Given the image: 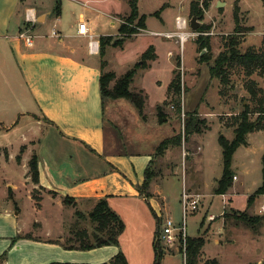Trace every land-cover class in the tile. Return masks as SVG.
I'll list each match as a JSON object with an SVG mask.
<instances>
[{
    "label": "rangeland",
    "instance_id": "374dc122",
    "mask_svg": "<svg viewBox=\"0 0 264 264\" xmlns=\"http://www.w3.org/2000/svg\"><path fill=\"white\" fill-rule=\"evenodd\" d=\"M25 1L21 0L23 7ZM56 1L45 0L52 13L44 24H41L44 20L40 19L39 14L35 22L26 21L19 33L25 31L31 34L34 43L35 39H40L41 36L50 37L54 30L57 31L55 38H59L58 29L65 33L69 28L73 31L81 13L88 17L86 2H89L91 6L101 10L94 11L91 15L95 19L93 22L95 33L112 34L106 51L112 47L118 49L113 52L115 55H112L115 59L113 65L121 73L110 68L106 56L97 55L101 62H104V72L115 74V78L110 81V88H113L117 79L135 63L143 64L141 54L146 50L148 40L153 39L157 45L159 63L152 66L156 62H152V59L146 61V67H152L138 69L133 83L129 85L131 92L142 93L145 98L149 95V99H145L146 117L140 113L143 119L139 116V111L130 100L108 98L106 117L109 132L111 133L112 125L116 121L124 140L120 148L124 152H134L152 149L156 142L153 138L168 135L173 129L175 134L172 138L175 136L182 138L181 144L175 146L177 156L171 154L168 159L164 158L166 152L162 155L155 152L151 166V172L156 176L154 180L157 181L154 192L160 197L156 200L161 207L167 206L165 210L162 207L163 213L166 214L165 211L168 210L176 227L181 228L184 225L182 194L186 189L185 192L190 195L189 200L197 201L196 208L192 209L191 206L188 208L186 234L189 237L204 235L206 238L198 264H205L207 260L214 258L219 264H263L264 225L259 231H254L234 217L223 214L231 213L233 210L264 214V195H257L253 204L248 206L249 197L263 184L264 129L248 133V144L240 145L234 152L231 169L236 177L234 176L233 185L227 191V195L216 194L215 188L224 169V155L219 138L221 135L229 140L235 138L234 130L239 124L237 118L246 106H249L248 110L251 111L250 121L257 120L259 113L255 111L260 100L257 101L251 96L248 86L254 81V87L259 92H264V75L255 72L248 77L242 68L237 67L231 71L228 84L223 85L219 78L211 76L210 66L225 50L226 41L231 35L239 39L238 48L241 52L249 48H262L264 0H211L209 6L205 5L204 0H139V17L146 15L145 28H140L139 17L134 20L128 19L131 14L129 0H63L65 13L61 20H58L54 11ZM194 6L198 12L193 9ZM29 8L35 10L34 7H27L25 13ZM111 9L120 13L115 18V25H112L111 19L103 14V11ZM193 16H196L197 22H201L197 29L190 26ZM178 17L188 19L187 30L191 36L187 37L184 44L177 36L168 38L150 33L152 32L150 30L155 31L154 29L177 33ZM17 25L22 24L17 22ZM122 25L132 28L134 32L120 33ZM101 37L96 39H99L102 45L104 42H101ZM206 46L208 48H204ZM150 54H156L154 46ZM11 59L14 62L13 57ZM14 64L15 62L11 64L10 74L14 91L8 93L0 85V255L4 257V264L75 263L67 260L77 258H72L73 254L68 255L63 244L68 243L69 231L78 221L77 211L82 212L86 218L85 221L80 220L78 226L91 229L92 225L88 218L91 211L83 202H79L78 205L67 200L61 202L53 196L48 197L52 192L34 187L36 184L29 173V161L33 154H43L49 146L52 148L60 145L54 138L56 131L53 127L47 123L40 127L35 126L33 117L26 114L28 110H33L40 115L37 107L27 98L28 92L23 87L21 76ZM175 76L180 77L181 94L176 95L171 90L168 96L166 87ZM156 79L163 80L164 85H157ZM220 90L223 95L220 94ZM118 99L122 105L118 103V107L112 108L110 103ZM179 100L181 109H178ZM126 106L129 107L128 111ZM193 111H197L201 118L205 117L208 128L196 133L188 142L185 140V121L187 114ZM121 116L127 118V124L121 123ZM163 117L167 120L166 125L159 129L149 127V124L159 123V118ZM140 137L148 139L141 141ZM26 139L31 141L21 146ZM10 148L15 153L12 162ZM161 158L163 165L158 163ZM169 165L170 171L167 170ZM188 187L192 188V191ZM160 230L161 225L158 231ZM123 233L119 237V245L116 246L123 252L127 250L133 253L132 263L136 264L141 252L143 253V246L139 249L135 247L136 233L131 229ZM27 237H32L29 243L20 242L28 239ZM138 239L137 235L136 240ZM182 244L181 239L174 244L158 243L163 258L169 260L168 264H186V258L180 248ZM149 252L152 261V253L155 255L153 242L152 247L149 243ZM97 254L86 253L77 257L95 258Z\"/></svg>",
    "mask_w": 264,
    "mask_h": 264
},
{
    "label": "crops",
    "instance_id": "0c3cea01",
    "mask_svg": "<svg viewBox=\"0 0 264 264\" xmlns=\"http://www.w3.org/2000/svg\"><path fill=\"white\" fill-rule=\"evenodd\" d=\"M21 4V0H0V85L8 93L14 91L11 86L10 74L11 64L15 62L14 66L21 76L22 85L28 92L27 98L30 99L33 106L37 107L40 115L33 110H28L26 114L33 117L36 122L35 126L40 127L43 123H47L53 127L56 131L54 138L60 145L52 148L49 146L50 148H46L43 154H36L38 157L39 183L34 187L37 186L52 192V195H48V197L53 196L61 202L66 197L72 198L75 205L83 202L88 206L89 211L93 209L98 200L106 198L110 207L125 222L126 228L123 234L131 229L139 237L137 241L135 236L134 245L138 249L143 246V253L141 252L136 264H154L155 255L153 256L152 253L151 261L149 243L152 247V242L154 244V241H157V228L159 230L164 219L171 218V216L168 210L165 212L166 214L168 212L169 215L163 213L162 207L165 210L167 206L161 207L156 200V198H160L154 192L155 186H157V181L154 180L156 176L150 184L152 192L149 198L142 196L138 187L145 180L146 169L153 165L157 148L175 134L173 129L168 135H161L157 137L158 139L153 138L156 142L148 151H122L120 146L123 145L124 140L121 137L122 133L116 126L117 122L115 121V124L112 125L111 133L107 125L106 101L108 98L103 99L100 91L101 59L97 57L98 54L89 52L88 37L78 33V23L84 21L87 23L90 34L94 35L95 38L111 36L112 34L98 35L94 31L93 22L95 19L91 15L94 11L101 10L86 2L89 15L87 17L84 13L80 14L75 30L72 31V28H69L66 29L65 33L62 29H58L57 37L59 38H55L53 34L47 38L41 36L40 39H35L32 46H27L18 37L19 31L26 22L25 9L34 7L36 14H40V19L43 18L44 20L41 24L46 22L52 11L45 0H26L25 7ZM63 13H65V3L61 0V14L57 15L58 20H61ZM103 14L111 19L112 25H115V18L120 13L111 9L103 11ZM15 22H21L22 25L16 26ZM147 30H149L148 26ZM146 46V50L150 46H154L156 58L154 57L152 62L156 63L152 66H156L159 63L157 45L154 44L153 39H150ZM116 50L118 49L112 47L109 49L110 54L109 51H106L105 56L110 68L121 73L113 65L115 60L113 52ZM11 57H13L14 62ZM156 84L162 86L164 81L156 79ZM170 84L171 82L166 87L168 96L170 95ZM141 89L145 91L144 88ZM147 99H149V95L146 96ZM120 101L119 99L112 100L110 105L112 108L118 107V103L121 104ZM128 109L129 107L126 106L127 111ZM134 115L138 119V116ZM163 119L159 118V123L149 124V127L151 129L163 127L167 123L164 117ZM120 121L123 125L128 123L124 116H121ZM195 134L190 136L188 142ZM145 139L148 138H139L141 141ZM30 141V139H26L21 146ZM247 144L248 141L245 145ZM175 146L176 144H173L164 149L166 152L164 158L169 159L171 154L177 156V147L175 148ZM10 151V161L12 162L15 153L12 148ZM158 163L163 165L162 158L158 160ZM24 165L26 168V163ZM161 165L160 169H162ZM167 170H171L170 165ZM188 189L192 191V188L188 187ZM227 193L223 195H227ZM15 213L17 214V212ZM30 241L28 238L20 242L29 243ZM120 246L123 249V245ZM162 249L164 250V247ZM65 251L69 253L68 255L73 254L71 255L72 258H77L67 259L68 261L100 264L111 260L119 251V247L106 245L91 250L66 249ZM86 253L98 254L95 255V258L77 257ZM124 253L128 263L133 264V253L127 250ZM168 262V258H163L161 264H168Z\"/></svg>",
    "mask_w": 264,
    "mask_h": 264
},
{
    "label": "trees",
    "instance_id": "16d2710c",
    "mask_svg": "<svg viewBox=\"0 0 264 264\" xmlns=\"http://www.w3.org/2000/svg\"><path fill=\"white\" fill-rule=\"evenodd\" d=\"M131 7V14L128 18L129 20H134L139 17V0H129ZM206 6H209L211 0H204ZM193 9L197 11V7L194 6ZM56 14H61V0L56 1ZM140 28L146 27V15L143 14L139 17ZM236 20L238 23V18L236 15ZM238 29V25H236ZM237 31V30H236ZM134 32L132 28L126 25H122L120 28V33L128 34ZM102 43H100L99 54L104 57L106 54V46L112 39L110 35L101 37ZM119 41V40H118ZM118 41L116 43H118ZM120 42V41H119ZM121 43V42H120ZM207 43V42H206ZM208 44V43H207ZM239 39L235 36H230L226 41V48L221 52L213 65L210 66V74L212 77L219 78L223 85H227L230 81L231 71L237 67L242 68L248 77H251L255 72H259L264 75V38L263 45L261 49L249 48L245 52H241L238 48ZM152 46H150L142 56V62L136 63L133 68L129 69L123 76L117 79L113 88H110V81L115 78V74L112 72H104V62H101L102 73L100 76V91L102 98H126L130 100L138 109L139 113L145 118L144 107H145V96L142 93H135L129 90V85L133 82L134 77L140 68L146 67V61H149L155 57V54H150ZM208 48V46L204 47ZM254 81L249 83L248 89L251 96L259 101V106L255 112L259 113L257 120L251 122L249 115L251 113L248 110L249 106L241 112L240 116L237 118L239 124L235 127V138L229 140L224 135L219 138L220 145L223 149L224 155V169L221 178L218 180L217 186L215 188L216 194H226L227 191L233 185L234 172L231 169V162L233 154L236 149L243 144L247 143V135L250 132L263 130L264 129V92L257 90L254 87ZM169 90L173 91L174 94H181V81L179 76H175L170 84ZM220 94L223 95L222 90ZM178 109H181V101L177 102ZM208 128L205 118H201L197 111H193L187 114L185 121V140L188 141L190 136L195 133H201ZM182 141L181 136H175L171 139H167L160 144L157 148V153L162 155L164 153L163 148L166 149L169 145L176 144L180 145ZM19 159V156H17ZM263 160V184L256 190V192L249 197L248 206H251L257 195H264V154ZM29 173L35 184L39 183V168H38V157L33 154L29 161ZM155 176L151 172V165L146 169L145 180L138 187L139 192L145 198H149L151 195L150 184ZM70 203L74 204V200L70 197H66ZM75 205V204H74ZM78 217L77 223L71 227L69 231L68 243L63 244L65 249L69 250H91L98 247H103L106 245H119V237L124 232L126 225L122 218L110 207L108 200L102 198L98 200L89 213V221L92 225L91 229L82 228L79 225L80 220L85 221L86 218L80 211L76 212ZM223 216H232L246 227L253 229L254 231H259V229L264 225V214H250L247 210L237 211L233 210L231 213L224 212ZM159 231H156V236ZM25 238V236H22ZM31 238L32 237H27ZM157 239V238H156ZM15 243V239L13 240ZM59 243V241H57ZM158 241H154L155 258L154 264H161L163 259V252L158 245ZM206 244V238L204 235L186 238L185 252L184 246H181V250L185 253L186 264H198L201 252ZM0 264H4V257L0 255ZM48 264H92V263H71V262H51ZM100 264H129L126 254L119 250L108 262H103ZM205 264H219L216 258L209 259Z\"/></svg>",
    "mask_w": 264,
    "mask_h": 264
},
{
    "label": "built area",
    "instance_id": "2783aa9c",
    "mask_svg": "<svg viewBox=\"0 0 264 264\" xmlns=\"http://www.w3.org/2000/svg\"><path fill=\"white\" fill-rule=\"evenodd\" d=\"M37 20V14L34 9H27L26 11V21L35 22ZM176 28L177 33L172 32H160V31H152L150 33H154L157 35H163L165 37H175L177 36L182 44H184V41L187 39V37L191 36V33L188 32V19L186 17H178L176 19ZM78 33L83 36H87L88 41V48L89 52L91 54H99L100 52V42L98 39L95 38L94 35L90 34L89 28L87 26V23L84 21H81L78 23ZM57 31H53V35H56ZM18 37L21 38L27 46H32L34 44V37L27 33V32H21L18 34ZM236 177V176H235ZM184 190L182 194V204H183V218H184V225L181 228L176 227L174 220L170 217H167L164 219L162 223V230L158 233L157 241L158 242H164L166 244H174L177 240L182 241V245L184 246V252H185V244H186V219L189 214L188 208L191 206L192 209L196 208L197 201L193 200L190 201L189 197L190 195L185 192ZM181 248V247H180ZM185 256V253H184Z\"/></svg>",
    "mask_w": 264,
    "mask_h": 264
},
{
    "label": "water",
    "instance_id": "95a60500",
    "mask_svg": "<svg viewBox=\"0 0 264 264\" xmlns=\"http://www.w3.org/2000/svg\"><path fill=\"white\" fill-rule=\"evenodd\" d=\"M219 5H221V2H219ZM200 24H201V22H197L196 16H193L192 19H191V22H190L191 28L192 29H197ZM204 52H205V50L202 52V54H204Z\"/></svg>",
    "mask_w": 264,
    "mask_h": 264
}]
</instances>
